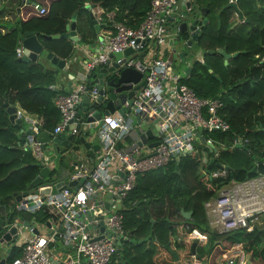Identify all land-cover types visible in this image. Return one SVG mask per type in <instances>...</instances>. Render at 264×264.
<instances>
[{
  "label": "built area",
  "instance_id": "built-area-1",
  "mask_svg": "<svg viewBox=\"0 0 264 264\" xmlns=\"http://www.w3.org/2000/svg\"><path fill=\"white\" fill-rule=\"evenodd\" d=\"M190 1L179 0L181 9L174 17L172 13L177 8V0H149L142 20L135 27L115 20L113 12H104L98 4L84 3L98 25L99 49L82 61L84 74L70 86V91L54 95L52 101L59 117L52 129L49 132L40 130L36 120L25 117L27 129L31 130L30 137L25 140V129L19 130L24 133L19 147L31 154L38 171L47 167L49 174L42 177L41 184L18 194L19 199H14L4 211L2 231L10 226L15 228L14 246L18 247L19 254L3 264H51L52 260L61 264H116V243L121 245L127 239L119 211L136 176L178 160L181 154L192 150L193 142L213 151L212 139L204 133L230 129L228 122L218 114L222 106L220 99L198 97L180 81L183 76L172 72L170 61L164 55L169 25L173 23L174 29L181 12L191 11ZM228 2L235 3L236 0ZM187 3L189 7H186ZM30 6L37 14L45 11L38 3L33 2ZM234 16L237 17L235 12ZM127 48L130 52L124 55ZM22 52L19 40L14 48L15 56L20 57ZM117 52L121 53L119 58L113 55ZM263 61L264 53L259 57V63ZM113 65L115 71L132 68L141 76L135 83L128 82L131 84L128 90L132 93L124 97L123 113L115 109L94 118L95 110L102 112L103 107L98 103L94 105L97 88L88 79L97 67ZM142 79L144 83L134 89ZM101 89L104 91V85ZM84 94L87 105L83 115L79 116L77 109L81 108ZM16 113L22 119L20 112L16 110ZM87 117L92 119L87 121ZM133 118L135 125H132ZM90 126L94 128L98 147L89 155L77 152L72 160V170L60 178L59 167L54 170V159L49 158L52 139L66 130L67 134H72L71 143L75 147L77 138L88 132L86 129ZM148 128L155 134L156 145L152 147L146 142H138ZM41 131L48 135L46 142L38 139ZM87 137L92 135L87 134ZM235 143L240 144L241 140L237 139ZM37 175L38 172L35 177ZM224 176L223 168L209 173L210 178ZM47 177L49 179L45 180ZM71 181L74 185L68 184ZM43 188H47L48 193H41ZM51 189L55 191L52 193ZM203 207L207 225L214 232L250 230L264 220L263 175L222 184ZM13 210L41 211L45 217L43 221L29 220L38 232L33 233L16 217L6 222V216ZM41 226L45 227L42 233ZM187 237L199 244L207 239L205 233L195 228L190 229ZM225 252L227 256L220 264L224 261L226 264L245 263L246 256L240 244L230 245ZM189 264L206 263L191 254Z\"/></svg>",
  "mask_w": 264,
  "mask_h": 264
},
{
  "label": "trees",
  "instance_id": "trees-1",
  "mask_svg": "<svg viewBox=\"0 0 264 264\" xmlns=\"http://www.w3.org/2000/svg\"><path fill=\"white\" fill-rule=\"evenodd\" d=\"M190 2L191 10L206 8V22L199 27L195 43L202 53V62L194 59L180 81L198 97L219 98L222 106L218 114L230 129L204 133L212 139L213 151L193 142L192 150L181 154L178 160L136 176L119 211L127 239L121 242L116 264H174L166 244L177 256V263L189 264L192 241L193 255L201 261L221 243L225 250L240 244L250 262L264 257V220L250 230L217 233L209 229L203 207L230 180L241 181L256 174L264 177V61L259 63L264 53V0H236L237 9L249 21L236 25L232 8L223 10L216 18L228 0ZM84 3H98L104 12H113L115 20L135 27L142 20L149 0H48L43 14H37L29 6L25 17L19 14L8 29L0 31V206L4 211L18 194L27 191V185L38 172L31 154L19 147L24 136L19 130L24 127H15L8 121L5 107H15L22 116L36 120L40 130L49 132L59 117L53 97L64 93L61 89L54 90L55 74L51 70L37 61L18 60L14 48L21 36L35 35L44 54L51 52L67 58L71 53L70 41L45 36L63 33L74 13L78 28L83 25L93 35ZM87 37V33H80L81 42H88ZM222 48L231 55L226 63L216 52ZM237 139L241 140L238 146ZM256 157V169L251 172ZM215 164L228 168L224 177H209L217 168ZM180 210L189 211V217L182 216ZM15 217L22 221L45 219L41 211L13 210L5 221ZM192 228L206 234L204 243L187 237ZM18 254V247L12 246L5 261Z\"/></svg>",
  "mask_w": 264,
  "mask_h": 264
},
{
  "label": "water",
  "instance_id": "water-1",
  "mask_svg": "<svg viewBox=\"0 0 264 264\" xmlns=\"http://www.w3.org/2000/svg\"><path fill=\"white\" fill-rule=\"evenodd\" d=\"M24 1V0H22ZM92 5V4H90ZM186 7H189V3L186 4ZM227 8H232L234 12L237 15V20L234 23L235 25L238 22H244V23H249V21L246 18H243L242 14L236 7V3L234 2H227L226 5H224L216 14V18H219V14L227 9ZM205 12L206 8H200L198 10H191V11H186L183 10L181 13V17L176 21V27L174 28L176 31L175 36L170 39L168 42V47L169 50H166L164 52V55H166L168 58L170 57L172 61L170 67L173 69L175 68V61L178 62H184L185 57L187 53L191 55L192 57L195 55L194 51L191 50V46L196 43L197 37H198V30L199 27L206 22L205 18ZM75 18H76V13H74L69 20H67L64 29L65 31L61 34H53V35H47L45 38H57L61 37L64 39H68L72 42H77L79 43V38L76 35L75 31ZM89 19L91 20V23L94 26L95 31L98 30V25H96L94 19L92 16L89 14ZM22 46H23V52L20 57H18V60L22 62H29V61H36L37 55L40 52L44 51V48L41 46V44L38 42L36 39L35 35H30L27 37H20ZM130 52V49L127 48L123 51V54H128ZM218 54H220L224 60H227L231 55L226 54L224 52V49H218L216 51ZM206 53H210L206 51ZM115 58H119L121 56L120 52L114 53L113 54ZM45 58L55 67L54 73H56L58 70H61L65 66V60L64 59H59L55 55H53L51 52H47L45 54ZM115 65L110 66V67H102L99 69V71L96 73L91 74V76L88 79L90 80L91 84H94L95 87L97 88V93L98 97L96 101L94 102V105L100 104L103 107L102 112L100 110H95L93 116L94 118H99L101 114H107L112 112L113 110L117 109L120 113H123V109L121 107V104L124 100L125 96H129L132 93V90L130 89L131 83H135L138 81L140 78L141 74L137 71H135L132 68H123L115 71L114 69ZM189 71V66L185 65L184 67V74H187ZM209 71V70H208ZM144 83V79H142L138 84L134 85V89L138 88L140 85ZM104 85V91H102L101 86ZM54 90L57 91L58 88L54 87ZM128 90V91H126ZM65 91L69 92L70 87H67ZM102 94L104 96H102ZM87 102H86V95L84 94L82 96V100L80 102V107L77 109V114L79 116L83 115V110L86 107ZM5 112L7 114L8 121L13 124L15 127L22 128V119L20 118V115H17L16 113V108L13 106H7L5 107ZM92 117H87L86 120L90 121ZM150 127V126H149ZM70 128V127H69ZM66 131V130H65ZM64 131L63 134L61 135H56L52 139V143L50 144L51 147V155L49 156L50 160L54 159L56 154L61 155V159L66 160L68 156V152H72L76 154L79 151H83L86 155H89L93 152L94 149L98 147V145H91V140H87L86 136L89 134V132H86L84 135L79 136L77 138V144L74 147L73 144L71 143L72 141V134L66 133ZM25 132L27 133V136L24 138L25 140L30 137L31 135V130L26 129ZM155 136V134H152V129L148 128L144 133L140 135V140L138 141L139 144L146 142L148 138H151ZM38 139L40 141L46 142L48 140V135H46L44 132H39L38 134ZM202 141V139H200ZM156 145V142H150L148 143V147H152ZM238 146L239 143H236ZM80 147V148H79ZM212 148V146L210 147ZM62 160V161H63ZM258 158L256 157L254 159V165L251 168V172H254L256 169V162ZM212 161V158L208 160V163L205 168V172L208 173V168L209 164ZM74 162L71 161V163L67 166H60L59 167V174L60 178H63L67 175L68 172H70L73 168ZM218 169L223 168L224 170H228L227 167L222 166L220 164H215ZM49 174V170L47 167H42L38 171V175L27 185V190L32 189L36 185L41 184L42 182V177H45ZM74 181L68 182L69 185H74ZM55 189H51V192L53 193ZM43 194L48 193L47 188H43L40 191ZM16 200L19 199V195L15 197ZM146 200L145 202H147ZM119 206V204H117ZM105 207L107 205L105 204ZM180 213L184 217H189L190 212H184L180 210ZM4 223V208L0 206V228L2 229V225ZM46 225L47 222L45 223ZM22 225L26 226L28 229H31L33 233H37L38 231L31 226V222L29 221H22ZM3 230V229H2ZM16 234H15V228L13 226H10L6 231H1L0 232V252H1V247L6 246L7 248L3 252L4 255H6L10 251L9 245L15 241ZM116 245L118 246L116 248V253L120 254V243L117 242ZM194 245L195 242L192 241L190 244V253H194ZM165 248L170 252L172 256V260L175 262L174 264H179L177 263V256L175 255L174 252H172L168 245H164ZM5 261V258L0 257V264H3ZM51 264H61V263H56L55 260H52ZM244 264H250L249 257L246 256L245 258V263Z\"/></svg>",
  "mask_w": 264,
  "mask_h": 264
},
{
  "label": "crops",
  "instance_id": "crops-1",
  "mask_svg": "<svg viewBox=\"0 0 264 264\" xmlns=\"http://www.w3.org/2000/svg\"><path fill=\"white\" fill-rule=\"evenodd\" d=\"M47 1L48 0H33V2L38 3L41 6H44V3H46ZM30 4L31 3L27 2V0H24V1H22V0H8L7 7H9V6L11 7V10H12L11 12L14 15L13 17L17 18V17H19V14L25 17L26 16L25 12H27V10L29 9ZM97 4L98 3L92 4V5H97ZM2 7L3 6H0V8H2ZM6 17L10 18L11 15H6V14L3 15V19L8 20L9 18L6 19ZM235 19L237 20V17H235ZM11 20L12 19H10V21ZM236 20H235V22H236ZM238 23H242V22H238ZM3 24L7 25V23H3ZM172 27H173V23H170L169 32H168V36H167L168 42L170 41V39H172L175 36L174 29L172 32L170 31V29H172ZM7 28H9V27H7ZM75 31H76V35L79 38V43L72 42L69 40L71 43V53L67 58H63L65 60L64 68L61 70H58L56 73H54L53 71H54L55 67L48 60H46V63L43 64V67L45 69H49L53 72V74H55L54 87L58 88V90L61 89L63 92L65 91V89L67 87L73 86L75 83H77L78 80L83 76L84 70H83V66H82V61L84 59H86L89 55L97 52V50L99 49L98 35H97L98 30L95 31L94 26H93V32H92L93 35H90L89 34L90 32L86 31V29L83 25L81 28H78V25H76V21H75ZM80 33H87L89 35V37H87V39L89 38L88 42H81L80 41ZM166 50H169L168 46H167ZM191 50L194 51L195 55L193 57L190 56L188 61L186 62V65L189 66V70H190V65L194 59H197L198 61L202 62V53L199 49L196 48L195 44H193L191 46ZM56 57H58V56H56ZM58 58L62 59L60 57H58ZM168 59L170 61L169 62L170 65H171L173 60H171L170 57ZM226 61L227 60L223 59V63H226ZM175 63H176V61H175ZM100 68H102V66L94 69V72L97 73ZM24 129L26 130L27 126H24ZM86 130L89 132V134L92 135V137H87L86 139L88 141L89 140L92 141L91 145H96L97 139L95 138L96 136H95L94 132H92L89 127ZM154 138L155 137H151V138H148L146 140L147 146H148V143H150V142H156L154 140ZM231 181H233V180H231ZM14 243H15V241L9 245L10 250H11V247L14 246ZM219 246H220V244L216 247H219ZM6 248H7L6 246L1 247V253H2V255L0 256L1 258L3 257L6 259V255L10 252L9 251L6 255H4L3 252L5 251ZM222 259H224V257L220 258L219 262L223 261ZM206 261H205V263H207ZM223 264H226L225 261L223 262ZM250 264H251V262H250Z\"/></svg>",
  "mask_w": 264,
  "mask_h": 264
},
{
  "label": "rangeland",
  "instance_id": "rangeland-1",
  "mask_svg": "<svg viewBox=\"0 0 264 264\" xmlns=\"http://www.w3.org/2000/svg\"><path fill=\"white\" fill-rule=\"evenodd\" d=\"M8 5V0H0V6H3L2 8H0V31H3V30H6L8 29L7 27H10L13 23V21L16 19L15 17H13L14 15L12 14V10H11V7H7ZM179 9H181V4L179 2V0H177V8L176 10L172 13V15L175 17L177 15V12L179 11ZM11 15V17H6V19L8 20H5L3 19V15ZM10 19H12L10 21ZM3 23H7V25L3 24ZM11 24V25H10ZM170 31L172 32L173 29H170ZM191 55H189V53H187L186 57H185V61L184 62H178L176 61L175 65V68L171 69L173 73L179 75V76H184V67L186 65V62L188 61L189 57ZM46 58H45V54L43 52H40L38 55H37V63L42 65L44 63H46ZM22 125L23 127L24 126H27V123L25 121V117L22 116ZM132 125H135V120L134 118L132 119ZM91 129L92 132H94V128L92 126L89 127ZM80 148V147H79ZM49 150V149H48ZM68 156L66 160H63L59 157V154H56V156L54 157V160H53V164H54V170H56L57 167H60L61 165L62 166H67L70 164V162L72 160L75 159L76 157V154L72 153V152H68L67 153ZM60 158V159H59ZM63 160V161H62ZM49 179V177H47L45 180ZM234 181V180H233ZM219 190V188H218ZM218 190L216 192H218ZM39 230H40V233L44 232L45 230V227L41 226L39 227ZM242 247V246H241ZM243 249V248H242ZM224 247L222 246V243L220 244L219 247H215L214 250L212 251L211 255L205 260L208 264V263H213V264H219V260L220 258L222 257H225L227 256L226 252L224 251ZM244 251V249H243ZM245 253V251H244ZM2 255V253L0 252V256ZM246 256V253L244 254ZM251 264H264V257L263 256H258V258H256L255 260L253 259V261H251Z\"/></svg>",
  "mask_w": 264,
  "mask_h": 264
}]
</instances>
